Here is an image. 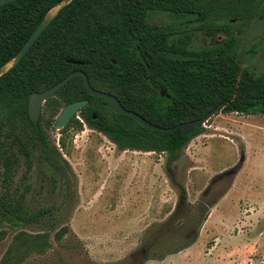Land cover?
Wrapping results in <instances>:
<instances>
[{"label": "trees", "instance_id": "obj_1", "mask_svg": "<svg viewBox=\"0 0 264 264\" xmlns=\"http://www.w3.org/2000/svg\"><path fill=\"white\" fill-rule=\"evenodd\" d=\"M57 1L12 0L0 5V65L19 50ZM262 1L70 0L19 61L0 75V181L4 188L0 193V219L19 227L36 222L43 213L25 211L22 203L15 202L8 192L17 163L11 150H6L9 143L5 140H15L27 168L30 147L39 150L45 171L58 170L56 150L47 140L45 129L54 126L60 109L71 101L85 99L77 111L80 118L119 149L164 153L168 170L186 143L203 130L202 126L194 127L183 135L179 129L163 132L144 127L130 116L104 107L105 100L91 95L78 74L45 98L34 125L27 114L28 94L53 85L73 70H81L93 89L114 95L124 109L160 127L199 118L217 104L221 107L215 113L264 115V71L254 74L247 67H240L237 43L230 30L233 24L264 18ZM152 14H166L171 19L152 23ZM217 20L224 23L218 25ZM196 23L206 29L221 27L225 39L194 46L190 32L191 24ZM75 115L58 130L60 134L71 124L80 128ZM59 143L63 146L62 140ZM182 204H186L185 190L180 185L175 209L168 218ZM65 230L66 226L60 227L54 238H60ZM196 235L193 233L189 241L156 259L187 247ZM47 236L45 232H17L3 264H8L10 251L18 245L24 253L42 252L48 246Z\"/></svg>", "mask_w": 264, "mask_h": 264}, {"label": "rangeland", "instance_id": "obj_2", "mask_svg": "<svg viewBox=\"0 0 264 264\" xmlns=\"http://www.w3.org/2000/svg\"><path fill=\"white\" fill-rule=\"evenodd\" d=\"M170 19L152 14L149 20ZM191 27L194 46L226 37L219 26ZM230 30L240 67L264 71V18L233 24ZM75 114L79 129L72 124L63 134L54 126L45 129L58 170L45 171L39 150L30 147L27 168L15 140H5L17 163L8 192L25 211L43 213L19 227L0 219V264L19 231L47 233L48 246L24 253L18 245L8 264H264V115L213 114L168 170L164 153L119 149ZM130 163L136 176L118 169ZM180 185L186 204L168 218ZM62 226L67 230L55 239ZM195 232L190 245L156 259Z\"/></svg>", "mask_w": 264, "mask_h": 264}, {"label": "water", "instance_id": "obj_3", "mask_svg": "<svg viewBox=\"0 0 264 264\" xmlns=\"http://www.w3.org/2000/svg\"><path fill=\"white\" fill-rule=\"evenodd\" d=\"M12 0H0V5L7 3ZM70 0H58L56 3H54L43 15V17L40 19L38 24L35 26V28L32 30V32L29 34L27 39L24 41V43L21 45L19 50L8 60H6L4 63L0 65V75L7 72L10 68H12L19 59L23 56V54L27 51V49L30 47V45L34 42L36 37L39 35V33L44 29V27L52 20V18L57 14V12L66 5ZM73 63H79L78 61L68 60ZM78 74L82 78L83 85L85 89L93 96L101 97L105 101L103 102V106L112 110L114 113L127 115L133 118L137 123L140 125L163 132H171L175 129H179L180 133L185 135L189 133L194 127L202 126L203 123L215 112L221 107V104H217L214 107H212L210 110H208L206 113H204L201 117L192 119L189 121H184L177 123L174 126L171 127H160L154 124L149 123L146 121L143 117L138 115L137 113L124 109L117 98L109 93L99 91L96 89H93L87 81V78L85 74L81 70H73L69 73H67L63 78H61L59 81L54 83L53 85L41 90V91H34L30 92L27 97V114L30 118V120L33 122L34 125H37L38 122V116L40 113V108L45 100V98L49 95H51L56 89H58L61 85H63L71 76ZM86 103L85 99L81 100H75L67 103L64 105L59 113L57 114L55 121H54V128L59 130L62 128L66 122L74 115L78 109H80L84 104Z\"/></svg>", "mask_w": 264, "mask_h": 264}, {"label": "crops", "instance_id": "obj_4", "mask_svg": "<svg viewBox=\"0 0 264 264\" xmlns=\"http://www.w3.org/2000/svg\"><path fill=\"white\" fill-rule=\"evenodd\" d=\"M155 167V164L153 165ZM160 166V165H159ZM153 167V168H154ZM118 169H123V170H127L128 171V175L129 176H136L137 175V172H134L136 171V169H134L133 165L130 163V164H125V166H123V168L119 167ZM161 173V172H160ZM153 176L154 177H160V174H156V173H153ZM156 179V178H155Z\"/></svg>", "mask_w": 264, "mask_h": 264}]
</instances>
